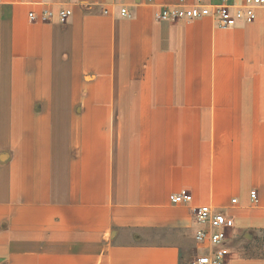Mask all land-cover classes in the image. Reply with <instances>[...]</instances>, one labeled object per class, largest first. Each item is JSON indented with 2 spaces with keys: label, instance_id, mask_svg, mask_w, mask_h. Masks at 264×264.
<instances>
[{
  "label": "crops",
  "instance_id": "crops-1",
  "mask_svg": "<svg viewBox=\"0 0 264 264\" xmlns=\"http://www.w3.org/2000/svg\"><path fill=\"white\" fill-rule=\"evenodd\" d=\"M38 1L20 3L27 20ZM193 2L77 0L62 25L12 24L14 95L44 100L62 88L69 110L256 109L257 36L247 28L264 26V12L227 28L209 17H157ZM65 139L56 150L49 142L13 151L9 184L0 180L11 211L0 264H183L188 250L193 259L205 250L194 240L198 205L230 217L229 235L261 231L264 246V138ZM178 192L190 193L191 203L171 204ZM263 262L238 253L227 260Z\"/></svg>",
  "mask_w": 264,
  "mask_h": 264
},
{
  "label": "rangeland",
  "instance_id": "rangeland-1",
  "mask_svg": "<svg viewBox=\"0 0 264 264\" xmlns=\"http://www.w3.org/2000/svg\"><path fill=\"white\" fill-rule=\"evenodd\" d=\"M14 6L17 7L15 12L11 8ZM20 6L17 1L0 2V180L3 183L8 185L10 173L14 172L8 170L11 157L14 156L13 151H39L49 142L52 150H56L54 147L63 138H264L263 25H258L255 30L247 28L257 36L256 49L251 48L252 56L256 54V57H253L250 64L251 73L257 76L256 109L116 111L96 109V105L86 104L78 106H88V109L69 110L66 109L69 105L63 100L68 94L60 93L62 88L59 91L56 88L51 95H43L44 100L27 94L14 95L13 84L16 79L13 78L11 70V25L31 22L51 24L27 20ZM54 24L62 25L64 22ZM247 34L249 35L250 31H247ZM45 42L46 39L42 44ZM66 90L68 91V88ZM14 98L23 101L17 112L9 108L13 106L10 101ZM27 99H31L28 104L24 102ZM24 121V134L21 138H16L10 146L7 138L15 137L11 131L8 132V127L14 124L20 126ZM1 181L0 242L3 237L6 243L11 211L9 201L4 202L3 199L8 189L1 186ZM229 236L230 255L238 253L247 258H259L264 261L261 231L248 229L239 234L233 230ZM4 246H0V252H6L5 256L8 257V248ZM194 253V250H188L187 254H183V264H190Z\"/></svg>",
  "mask_w": 264,
  "mask_h": 264
},
{
  "label": "built area",
  "instance_id": "built-area-1",
  "mask_svg": "<svg viewBox=\"0 0 264 264\" xmlns=\"http://www.w3.org/2000/svg\"><path fill=\"white\" fill-rule=\"evenodd\" d=\"M20 3L26 0H11ZM77 0H39L31 4L27 12L30 21L65 22L72 13L71 6ZM121 15H126L124 6L120 9ZM259 11L264 12V0H194L191 4H180L174 7H165L157 17L162 21L193 20L209 17L219 28H227L235 22H251L256 19ZM251 201H257L255 192L250 193ZM192 196L188 192H178L169 195V202L174 205H189ZM236 199H231L235 203ZM193 217L199 225L194 233V240L199 248L205 250L198 253L191 264H227L230 248L227 244L233 221L230 217L211 205L193 207Z\"/></svg>",
  "mask_w": 264,
  "mask_h": 264
},
{
  "label": "bare ground",
  "instance_id": "bare-ground-1",
  "mask_svg": "<svg viewBox=\"0 0 264 264\" xmlns=\"http://www.w3.org/2000/svg\"><path fill=\"white\" fill-rule=\"evenodd\" d=\"M26 101L28 102V99ZM12 103H13V106H11L12 109L17 112V110L20 109L21 101L18 100V99H16V100L15 99H11L10 104H12ZM15 117L18 118L17 115H15ZM25 124H26V121L21 123L20 126L15 125V124L13 126L10 125L11 128H10V126L8 127V132L11 131L12 136L15 137V138H21L22 135L24 134V131H25L24 130V127H26Z\"/></svg>",
  "mask_w": 264,
  "mask_h": 264
}]
</instances>
